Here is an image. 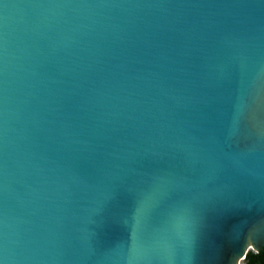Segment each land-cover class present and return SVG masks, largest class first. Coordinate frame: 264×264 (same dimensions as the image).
<instances>
[{
	"label": "water",
	"instance_id": "obj_1",
	"mask_svg": "<svg viewBox=\"0 0 264 264\" xmlns=\"http://www.w3.org/2000/svg\"><path fill=\"white\" fill-rule=\"evenodd\" d=\"M261 248L264 0H0V264Z\"/></svg>",
	"mask_w": 264,
	"mask_h": 264
},
{
	"label": "trees",
	"instance_id": "obj_2",
	"mask_svg": "<svg viewBox=\"0 0 264 264\" xmlns=\"http://www.w3.org/2000/svg\"><path fill=\"white\" fill-rule=\"evenodd\" d=\"M243 264H264V248L256 252L248 250L244 254Z\"/></svg>",
	"mask_w": 264,
	"mask_h": 264
},
{
	"label": "flooded vegetation",
	"instance_id": "obj_3",
	"mask_svg": "<svg viewBox=\"0 0 264 264\" xmlns=\"http://www.w3.org/2000/svg\"><path fill=\"white\" fill-rule=\"evenodd\" d=\"M243 261V260H242ZM242 264H243V262H242Z\"/></svg>",
	"mask_w": 264,
	"mask_h": 264
}]
</instances>
